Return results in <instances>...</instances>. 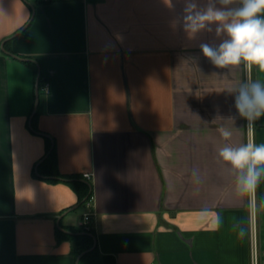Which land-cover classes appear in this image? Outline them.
<instances>
[{
  "label": "crops",
  "instance_id": "crops-1",
  "mask_svg": "<svg viewBox=\"0 0 264 264\" xmlns=\"http://www.w3.org/2000/svg\"><path fill=\"white\" fill-rule=\"evenodd\" d=\"M181 8L0 0V264H76L57 221L70 232L84 214L113 264H264V180L238 196L218 156L264 143V117L250 132L227 92L264 70L216 68Z\"/></svg>",
  "mask_w": 264,
  "mask_h": 264
},
{
  "label": "clouds",
  "instance_id": "clouds-1",
  "mask_svg": "<svg viewBox=\"0 0 264 264\" xmlns=\"http://www.w3.org/2000/svg\"><path fill=\"white\" fill-rule=\"evenodd\" d=\"M174 23L189 40L204 33L211 36V42H201L199 48L216 68L243 64L264 70V0H182ZM227 92L234 95L239 117L253 131L264 117V81L245 79ZM220 134L228 141L233 133L222 127ZM218 156L235 173L237 195L255 194L264 180V143L225 144Z\"/></svg>",
  "mask_w": 264,
  "mask_h": 264
},
{
  "label": "trees",
  "instance_id": "trees-1",
  "mask_svg": "<svg viewBox=\"0 0 264 264\" xmlns=\"http://www.w3.org/2000/svg\"><path fill=\"white\" fill-rule=\"evenodd\" d=\"M39 3L42 0H37ZM41 78L39 77L38 81V88H40ZM35 116V115H34ZM34 118V117H33ZM53 155V151L49 150L48 153L43 158V163H46L50 160L51 156ZM78 179L72 181L76 183ZM90 200V193L86 196V199L81 204H85ZM70 232L73 234H66L62 231L57 230V236L60 239H66L71 242L73 249L72 254L75 258H77L82 252L89 250L93 245V238L87 234H82L79 228L69 229ZM90 232L89 234H91ZM92 235V234H91ZM79 264H113V259L108 256L100 257L97 253L96 248L91 251L86 252L81 258L79 259Z\"/></svg>",
  "mask_w": 264,
  "mask_h": 264
},
{
  "label": "water",
  "instance_id": "water-1",
  "mask_svg": "<svg viewBox=\"0 0 264 264\" xmlns=\"http://www.w3.org/2000/svg\"><path fill=\"white\" fill-rule=\"evenodd\" d=\"M32 15H33V13H32ZM30 22V21H29ZM29 22L20 30V31H18V33H16V35L17 34H19V33H21L27 26H28V24H29ZM9 56H11V57H13V58H15V59H18V60H21V61H25L26 59H22V58H19V57H16V56H14V55H12V54H10V53H7ZM38 81H39V72L37 73V76H36V81H35V101H34V111L36 110V108H37V105H38ZM33 111V112H34ZM32 117V116H31ZM31 117H30V119H31ZM61 180H64V179H61ZM73 208H75V207H73ZM72 208V209H73ZM72 209H68L67 210V212L68 211H71ZM57 226H58V228H59V230H61V231H63V232H65V233H68V234H73L72 232H68V231H65L64 229H62L61 227H59V225H58V221H57ZM82 234H87V235H89V236H91L92 238H93V235H91V234H89V233H85V232H83ZM95 248V240H94V238H93V245H92V247L89 249V250H87V251H84V252H82L78 257H77V259H76V264H78V261H79V259L81 258V256H83L86 252H88V251H91V250H93Z\"/></svg>",
  "mask_w": 264,
  "mask_h": 264
},
{
  "label": "built area",
  "instance_id": "built-area-1",
  "mask_svg": "<svg viewBox=\"0 0 264 264\" xmlns=\"http://www.w3.org/2000/svg\"><path fill=\"white\" fill-rule=\"evenodd\" d=\"M89 176H90V175H88V174H84V175H83V178L88 179ZM78 228H79L81 231L85 232V233H89V232H91V230H92V225H91V217H90L89 214H84V215L81 217V219H80V221H79V224H78ZM252 244H253V245H252V251H253V255H254V254H255V244H254V239H253V241H252Z\"/></svg>",
  "mask_w": 264,
  "mask_h": 264
},
{
  "label": "rangeland",
  "instance_id": "rangeland-1",
  "mask_svg": "<svg viewBox=\"0 0 264 264\" xmlns=\"http://www.w3.org/2000/svg\"><path fill=\"white\" fill-rule=\"evenodd\" d=\"M81 211H82V207H79V208H77V209L69 212V218H72V219L74 218L75 219L77 216H79V214L81 213ZM75 227H76V225H75Z\"/></svg>",
  "mask_w": 264,
  "mask_h": 264
}]
</instances>
